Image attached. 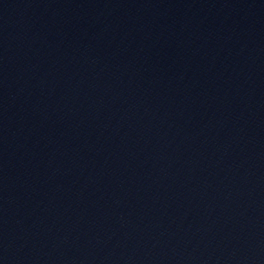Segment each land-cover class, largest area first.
Segmentation results:
<instances>
[{"label": "water", "instance_id": "water-1", "mask_svg": "<svg viewBox=\"0 0 264 264\" xmlns=\"http://www.w3.org/2000/svg\"><path fill=\"white\" fill-rule=\"evenodd\" d=\"M0 264H264V0H0Z\"/></svg>", "mask_w": 264, "mask_h": 264}]
</instances>
